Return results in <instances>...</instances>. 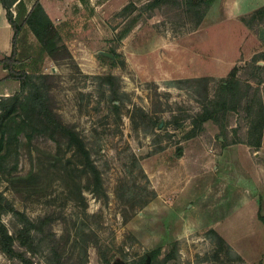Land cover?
Here are the masks:
<instances>
[{
	"label": "rangeland",
	"instance_id": "rangeland-1",
	"mask_svg": "<svg viewBox=\"0 0 264 264\" xmlns=\"http://www.w3.org/2000/svg\"><path fill=\"white\" fill-rule=\"evenodd\" d=\"M79 1L80 8L73 1L63 9L50 0L49 5L60 11L58 21L69 22L68 53L47 60L42 70L53 75L55 112L76 132L91 165L66 137L22 125L19 113L11 114L0 128V191L30 217H51L35 264H130L149 257L153 250L157 253L153 264H258L259 259L264 264L262 170L237 178L247 190V202L252 196L261 208L255 216L239 215L247 220H237L232 228L226 222L236 216L229 213L230 207L200 212L196 201L177 192L185 181L198 176L194 168L193 174L185 173L183 162L177 161L187 142L193 139L190 149L203 150L211 158L239 144L222 146L220 131L210 122L217 134L203 127V133L186 135L202 104L228 76L229 70L222 68V60H228L225 56L244 38L253 49H261L260 63L264 38L247 34L238 22H228V27L219 4L213 3L198 21L174 0H158L146 9L155 0ZM125 6L127 14L112 20ZM254 29H264V22ZM216 56L222 60L216 61ZM255 58L236 65L242 70ZM110 75L112 79L107 78ZM197 77L208 81H184ZM242 117L243 111L233 114L223 134L227 142L244 139L247 121ZM234 127L239 129L236 133ZM249 151L260 156L256 161L252 157V163L262 160L264 167V148ZM218 164V159L216 163L209 159L210 174L203 175L209 182L220 175ZM214 165H218L215 171ZM90 169L97 172V179ZM224 170L230 181L234 173L230 176L228 167ZM224 189H218L217 195L225 194ZM225 201L231 202L230 191ZM253 217L257 227L248 221ZM2 220L10 233L19 228L10 214ZM212 222L232 234L235 247L220 231L215 230L225 244L205 236ZM0 264L14 263L0 253Z\"/></svg>",
	"mask_w": 264,
	"mask_h": 264
},
{
	"label": "trees",
	"instance_id": "trees-1",
	"mask_svg": "<svg viewBox=\"0 0 264 264\" xmlns=\"http://www.w3.org/2000/svg\"><path fill=\"white\" fill-rule=\"evenodd\" d=\"M200 21L207 13L215 0H174ZM6 11V19L13 30L12 50L9 56L0 60V64L7 71L6 79L18 83V89L8 96H0V128L13 113L22 117L21 124L27 127L38 128L44 131L57 132L67 138L69 144H74L78 153L91 165L89 155L76 132L65 125L55 112V99L51 93L53 75L43 72V64L47 58L53 60L58 53H68L65 39L69 36V22L66 20H52L39 0H36L29 9L22 0H0ZM158 0L147 3L143 8H153ZM15 6V14L12 7ZM128 7L115 13L112 20L124 17ZM128 32L119 34L120 41ZM33 36V42L28 38ZM111 54L117 56L112 49ZM70 56V55H69ZM256 57L244 69L233 67L227 78L221 79L216 86L211 99L202 104L197 117L192 121V128L186 137H193L204 132L203 123L212 121L222 138V146L236 142L244 143L251 148L260 146L264 123V106L262 87H264V69L257 63ZM112 79L113 76L107 77ZM186 82L206 83L208 77L185 79ZM180 82V80H179ZM244 112L242 121H247L246 132L242 141L232 139L227 142L226 128L231 123L233 114ZM239 122V121H238ZM234 127L233 132L239 129ZM97 179V172L90 169ZM10 214L19 224L15 233L6 228L2 216ZM50 216L38 219L30 217L26 212L17 209L11 201L6 199L0 191V253L14 264H35V256L43 240L47 238ZM205 236L218 244H225L223 238L214 229H208ZM156 251L147 258H141L130 264H153ZM246 264V263H245Z\"/></svg>",
	"mask_w": 264,
	"mask_h": 264
},
{
	"label": "crops",
	"instance_id": "crops-1",
	"mask_svg": "<svg viewBox=\"0 0 264 264\" xmlns=\"http://www.w3.org/2000/svg\"><path fill=\"white\" fill-rule=\"evenodd\" d=\"M22 1L26 6V8L29 9L36 0H22ZM39 1L42 4L45 11L47 12V14L50 16V18L54 21L58 20L57 15L61 16L58 6L52 8L53 6L49 5L50 0H39ZM56 1L63 6V9L69 6L71 2L73 3V1H75L74 3L76 4L77 8H80L82 6L79 0H56ZM218 4L220 5L222 11V22L223 23L225 22L228 25V27L230 26V23L228 24V22L231 23L238 22L240 23L242 28H244L247 34L249 32H252L253 33L251 35L252 37L264 38V29L262 30L254 29L256 26H258V24L264 22V0H215L214 5L217 6ZM11 10L15 14V6H13ZM242 28L239 29L242 30ZM12 36H13V30L6 19V11L0 3V60L5 56L10 55L12 50V43H11ZM28 38L31 42H33L34 39L32 35H29ZM243 40L244 38L240 42L239 46L234 47L232 53L229 56L227 55L225 56L226 58H228V60L223 61L222 57L220 58L219 56L215 57L216 61L222 60V62H224L225 65H223L222 68L225 69L226 71L229 70L230 72V70L233 67H237L236 65L237 63L242 62L243 60L249 57L251 59L255 58L258 56V54H260V50H261L260 48L253 49L251 47L252 45H249L248 41L244 42ZM258 59H262V58L260 57ZM47 60L49 61L50 59L47 58L46 61ZM261 63H262L261 66L264 68V61H262ZM218 68L220 67H216V69ZM6 75H7V71L0 64V96H8L10 94H13L18 89V83L13 80H7L5 78ZM209 122L212 123V121L208 120L205 121L202 126L211 135L217 134L218 132L217 127L214 126V124L210 125ZM262 133H263V129H262ZM262 136H261L262 140L260 142V146L257 148H251L250 146L244 143L243 144L239 143L225 148L223 150V155L213 154V150L211 149L210 151L213 154L212 158L208 157L205 152H201L203 150L194 153L195 151H192L190 149V144L193 142V139L190 142H187V147L185 146L182 151H179V156H178L179 158L177 161L183 162L182 168L185 173H187L188 171L189 174H193L194 172H192V168H194L195 173H197L198 176L191 177V179L185 181V183H183L179 187L178 189L179 191L177 192H182L180 193V196L189 197V200H192V202L196 201L200 207V212H204V213L215 212L217 208L219 211H223V209H225L226 207H230L229 213L236 215L231 219H226V222H228L231 225L230 228L234 227L233 224H235L239 219L244 221L247 220L244 219V217H239V215L247 214V212H250L253 214V216H255L259 208H261L260 205L258 206L259 204L258 199L257 201H254L252 199V196H250V199L247 202V198H248L247 190H244L243 182L242 181L240 182L239 181L240 179L237 178L241 177L240 176L241 174H244L245 172L248 171L252 172L253 174L254 173L257 174L258 171L261 170L262 173L264 172V167L261 164L263 163L262 160H259L257 164L252 163V157L255 161L259 159L258 158L260 157L259 153L257 154L255 153V151L250 153L249 151L250 149L261 150L264 148V134ZM219 141L220 142L222 141L221 138H219ZM194 143H196V141H194ZM201 147L202 145L200 146L199 144V148ZM209 159L212 160V162L214 163H216L218 159L219 162L218 165L220 167L222 166L221 168H223V172H225L224 168L228 167V170H230L229 172L230 176L231 174L234 173V176L230 177V181H229V176L226 177V175H228V172L226 173V175L222 174L223 172H221V168L219 170L220 175L217 176L218 180L216 179V181L213 180L212 182H209L208 179H206L205 176H203L210 174L206 169ZM218 165H214L212 167V170L213 171H215V169L217 170ZM256 166H258L259 168L257 169ZM261 187L264 188V182L261 183ZM220 188H225L224 189L226 191L225 194L221 193V195H217V190ZM228 191L231 192V202L226 203L225 195ZM192 202L189 203V206L191 204V207H193ZM262 219L263 218L261 217L260 220L262 221ZM248 221L252 225L257 227L256 225L257 222L255 221L254 217L250 218ZM262 223L264 224V219ZM210 225L212 229L220 231L221 235L226 239L227 244L229 243L230 246L235 247L236 241L231 233L227 234L222 229L223 228L222 226L216 225V222L215 224L214 222H212V224H209L208 226L210 227ZM245 259L248 258L245 257ZM249 263L252 264L251 262ZM257 263L262 264V259H259Z\"/></svg>",
	"mask_w": 264,
	"mask_h": 264
},
{
	"label": "water",
	"instance_id": "water-1",
	"mask_svg": "<svg viewBox=\"0 0 264 264\" xmlns=\"http://www.w3.org/2000/svg\"><path fill=\"white\" fill-rule=\"evenodd\" d=\"M107 55H110V54H107ZM260 66L262 65V63L260 62V63H258ZM149 257H147V262H149Z\"/></svg>",
	"mask_w": 264,
	"mask_h": 264
}]
</instances>
